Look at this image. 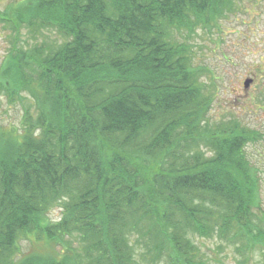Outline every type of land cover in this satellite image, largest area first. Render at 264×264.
<instances>
[{
	"label": "trees",
	"instance_id": "obj_1",
	"mask_svg": "<svg viewBox=\"0 0 264 264\" xmlns=\"http://www.w3.org/2000/svg\"><path fill=\"white\" fill-rule=\"evenodd\" d=\"M246 1L264 2L17 0L0 13V93L32 103L21 132L0 127V264H203L194 236L264 264L254 131L208 117L220 71L190 42ZM30 233L46 250L17 257Z\"/></svg>",
	"mask_w": 264,
	"mask_h": 264
},
{
	"label": "rangeland",
	"instance_id": "obj_2",
	"mask_svg": "<svg viewBox=\"0 0 264 264\" xmlns=\"http://www.w3.org/2000/svg\"><path fill=\"white\" fill-rule=\"evenodd\" d=\"M15 1L17 0H0V13L8 10ZM254 5L246 1L243 12L241 10L237 15L234 14L235 17L229 15L221 19L209 34L198 29L190 42L199 61L220 71V81L217 83L208 117L214 122L233 115L241 124L254 131L253 142L248 143L245 151L258 171L261 209L264 211V76L259 73L264 68V2ZM4 24L0 21V65L12 41L11 31L4 28ZM246 79L252 81L245 89L243 83ZM23 96V101L9 104L0 93V127L4 130L16 129L21 132L23 110L32 104L27 94ZM61 209V204L50 208L45 215L46 221H58ZM191 241L200 249L203 264H238L242 260L241 253L231 246L222 243V248L218 249L220 242L216 238L194 236ZM44 242L41 237L32 233L22 236L17 257L44 252ZM259 257L255 252L252 264H259Z\"/></svg>",
	"mask_w": 264,
	"mask_h": 264
},
{
	"label": "water",
	"instance_id": "obj_3",
	"mask_svg": "<svg viewBox=\"0 0 264 264\" xmlns=\"http://www.w3.org/2000/svg\"><path fill=\"white\" fill-rule=\"evenodd\" d=\"M251 81L252 80H250V79H246L245 81H244V83H243V87L246 89V88H248V86H249V84L251 83Z\"/></svg>",
	"mask_w": 264,
	"mask_h": 264
}]
</instances>
